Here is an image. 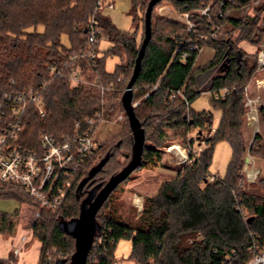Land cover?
<instances>
[{"label": "trees", "instance_id": "1", "mask_svg": "<svg viewBox=\"0 0 264 264\" xmlns=\"http://www.w3.org/2000/svg\"><path fill=\"white\" fill-rule=\"evenodd\" d=\"M149 1L131 0L136 21L140 10H145L144 22ZM170 1L177 11L189 15L195 27L189 31L169 24L174 36L157 38L153 19L155 9L162 2L153 10L152 39L134 85L133 103L138 102L135 113L146 135L140 168L162 158L158 146L166 138V128L182 131L184 143L186 133L191 130H197L200 136L209 135L213 129L212 112L197 113L191 108L203 93L210 92L215 97L228 92L223 99L212 98L214 108L221 112L220 122L206 140L208 147L194 162L174 179L164 182L156 195L145 198L138 225L120 222L113 213L103 215L106 201L97 214L99 229L94 242L99 238L101 242L98 250L89 253L87 264H116V247L124 239L131 241L130 260L134 264H222L234 249L240 251L239 264H246L252 257L250 248L255 241L264 247V196L248 193L242 187L247 154L264 159V136L256 134L248 139L245 130V88L262 70L258 67V54L264 38L260 27L264 3L259 9H252V0H236L225 7L215 0ZM97 3L98 0H0V91L37 86L48 77L49 65L62 64L74 53L85 51V30ZM210 4V18L201 17L200 11ZM219 13L223 14L222 19ZM97 18L103 33L100 42L106 40L113 47L99 56L98 69L92 71L91 78L98 77L103 85L113 83L114 90L102 93L95 87L71 89L66 80H53L44 92L46 116L42 118L34 108L27 112L24 139L28 147H36L42 133L57 139L71 134L75 123L94 116L102 106L105 121H111L110 112L116 109L124 113L121 99L142 42L137 43L138 31H120L101 12ZM211 34L216 36L215 40L210 39ZM64 38L68 44H64ZM241 42L256 51L245 52L239 46ZM194 46L212 48L213 60L197 67L199 53L190 50ZM121 54L125 55L126 63L122 61L114 73H108L106 58L122 57ZM184 54L188 55L186 59ZM121 76L126 82L118 84ZM206 80L208 84L202 86ZM259 116L264 128V107L259 108ZM123 123L125 143L132 150L133 135L126 115ZM114 141L112 146H108L109 142L99 145V158L80 169L57 211L41 208L10 186L0 192V201L15 199L21 206H32L39 212L31 226V234L41 244L38 264H45L48 252L59 255L49 264L70 262L75 240L65 235L58 223L78 217L88 193L95 187L100 190L124 168L116 161L124 142ZM220 142L231 146L232 158L225 179L210 181L214 149ZM12 217L0 214V232L10 233L14 229ZM0 264H9V260L0 258Z\"/></svg>", "mask_w": 264, "mask_h": 264}, {"label": "built area", "instance_id": "2", "mask_svg": "<svg viewBox=\"0 0 264 264\" xmlns=\"http://www.w3.org/2000/svg\"><path fill=\"white\" fill-rule=\"evenodd\" d=\"M236 0H215L220 6H228ZM264 0H252V9H259L263 6ZM104 0H98L94 14L87 26V48L81 53H74L62 64H51L48 66V77L42 80L37 86L26 87L17 91H0V192L7 187H13L21 191L26 196L38 203L41 208L57 211L64 203L68 193L71 191L75 177L80 169L86 167L91 160L98 159L97 151L99 143L96 140V132L99 126L105 121V109L102 106L100 111L94 116L86 118L83 122L74 125L73 132L57 139L52 135L42 133L38 138L36 147L31 148L25 144L27 112L34 108L43 118L46 116L44 108V92L48 85L56 79H64L71 89L75 88H97L102 93L114 90V84H101L98 77L91 78L92 71L98 69L96 64L99 56L100 39L103 36L97 14L101 12ZM113 8L114 4H108ZM212 4L200 11L201 17L210 18ZM186 15L188 30L194 29L195 25ZM222 19L223 14L219 13ZM264 19V13L261 20ZM215 29H218L215 27ZM264 30V29H263ZM210 39H216L211 34ZM207 39L208 37H204ZM191 51H198L199 55L204 50L199 47H191ZM188 57L184 54V59ZM258 67L264 69V38L260 45L258 54ZM126 82L124 76L117 79L118 84ZM257 88L261 87L257 80ZM157 88V87H156ZM155 88V89H156ZM245 106L247 108V119L250 123L259 122V98L249 94V86L245 88ZM183 97L182 92H178ZM228 94L227 91L216 95V100L223 99ZM146 98L148 95L145 96ZM184 98V97H183ZM136 108L138 102L133 103ZM125 116L120 114L114 122H123ZM215 132L213 128L209 133L211 137ZM184 157V163L194 161L201 150ZM247 164L245 163L246 171ZM218 177L209 175L210 181L217 180ZM137 207L142 210V204ZM39 217V212L34 219ZM244 217L246 215L244 214ZM27 242V238L22 239V245ZM101 239L93 243L92 250H98ZM15 247L14 256L19 257L23 247ZM90 251V252H91ZM250 252L251 259L246 264H264V247L255 241ZM239 249H234L228 253L222 264H239ZM52 262L48 257L45 264ZM12 263V262H11Z\"/></svg>", "mask_w": 264, "mask_h": 264}, {"label": "rangeland", "instance_id": "3", "mask_svg": "<svg viewBox=\"0 0 264 264\" xmlns=\"http://www.w3.org/2000/svg\"><path fill=\"white\" fill-rule=\"evenodd\" d=\"M110 3L114 4V8H107ZM169 9H171L179 18H184V14L177 11L170 0L162 2L155 9L153 19L154 32H156L157 38L161 35L174 36L169 24H175L188 30L187 19L184 18L185 21H181L180 19L172 20L167 14ZM131 10V0H104V6L102 7L101 13L102 16L109 18L122 32L134 33L138 31L137 43L140 45L144 37L143 16L145 10H140V18L137 21L135 14ZM260 27L264 29V19H260ZM63 42L64 44H68L66 38L63 39ZM242 44L245 43L241 42L239 43V46H242ZM247 45L249 44L247 43ZM249 46L252 47L251 45ZM112 47L113 44L106 40H102L99 46L100 55L104 56ZM253 51H256L255 48ZM126 60L125 55H122V57L119 55H109L106 58V71L108 73H114L117 67L122 64V61L125 64ZM262 75V70L257 73L255 80L251 83L254 86V88H251V91L255 92L254 90L258 89L256 79L262 78ZM208 82L209 80H206L202 86H205ZM212 98H214L212 93H203L192 104L191 108L197 113L204 111L212 112L213 128L217 129L221 118V112L214 108ZM110 114L111 115L108 119L112 120L111 122H114L120 114H123L124 116L126 115L125 112H120V109H116L115 111L110 112ZM247 123L250 122L246 118L245 130L248 139L256 134L262 135L263 124L260 116L258 123H250V128ZM117 127L119 128V132L105 143L109 142L108 146H112L111 143H113L112 141L114 140L115 143L124 142V146L118 151L116 161L122 167H125L131 159V149L129 143H125L127 141V136L124 131V123L118 122ZM164 132L166 138L164 142L158 146L162 158L160 160H152L150 163L145 164L143 168H139L133 172L130 177L109 197L106 205L107 207L102 210L103 215L113 213L116 219L120 222L134 226L138 225L142 210H140L136 204L139 206L142 204L143 209L145 198L156 195L164 182L174 179L184 167L194 162H183L184 157L187 155L185 150L188 155H191L194 154V151L198 152L201 150L202 152L208 147L206 140L209 138V135L200 136L197 130H191L189 133H186V143H184L185 135L182 131H174L170 128H166ZM231 158V146L227 142L218 143L214 149L213 162L209 169L210 174L220 179H225ZM253 159L255 161V166L247 165L246 171L242 170V187L246 192L262 197L264 196V159L256 157H253ZM36 213L37 210L34 207L28 205L21 206L15 199L0 201V214L13 216L12 219L14 223V229L10 233L8 231L0 232V250L6 246L12 251L14 247L18 246L17 240L21 241L25 236H29V239L24 247V251L30 252L35 250L38 240L29 233H31L32 221ZM131 253V241L125 239L121 240L116 247V264H134L130 260ZM46 256L47 258H52V260L59 257L57 252L56 255H52V253L49 254L48 252L46 253Z\"/></svg>", "mask_w": 264, "mask_h": 264}, {"label": "water", "instance_id": "4", "mask_svg": "<svg viewBox=\"0 0 264 264\" xmlns=\"http://www.w3.org/2000/svg\"><path fill=\"white\" fill-rule=\"evenodd\" d=\"M162 1L163 0H150L148 3L144 18V38L135 61L132 77L121 99L122 107L133 135L131 159L129 163L119 173L112 176L100 190H98V187H95L88 193L87 197L80 205L78 217L71 220L59 221V229L65 235L75 240V252L72 254L68 264H87L88 255L99 229L97 224L98 212L102 209L111 194L142 165L146 135L142 124L136 116L135 107L133 106L134 85L139 78L146 49L152 39V13L155 7ZM177 1L183 2L191 0ZM85 33H87V30H85ZM245 163L250 166H255V161L249 154L245 158ZM249 221H251V219H249ZM56 264H63V262L58 261Z\"/></svg>", "mask_w": 264, "mask_h": 264}, {"label": "crops", "instance_id": "5", "mask_svg": "<svg viewBox=\"0 0 264 264\" xmlns=\"http://www.w3.org/2000/svg\"><path fill=\"white\" fill-rule=\"evenodd\" d=\"M109 8V7H107ZM114 8V7H113ZM112 9V8H109ZM102 11V9H101ZM168 16L172 19V20H184V18L186 19V15L184 14V18H179L171 9H169L168 11ZM187 21V20H186ZM241 48L249 53L252 54L254 53V48L250 47L249 45H247V43L242 44ZM215 56V51L212 48H204V50L202 51V53L199 55V58L197 60V67L198 66H204L206 64H208L209 62H211L213 60ZM263 71V75L261 76L262 78L260 79H256L260 82L261 87L258 88L257 90H254L255 92L251 91V88H254L253 84H250L249 86V94L252 97H258L259 98V106L264 107V69H262ZM258 91V92H257ZM208 93V92H205ZM248 127L250 128V123H247ZM263 129V133L262 135L264 136V128L262 126ZM119 132V128L117 127V123L116 122H103L97 132H96V140L99 143H104L107 140L111 139L115 134H117ZM31 234V233H29ZM27 238V241L29 239V236H25ZM27 243V242H26ZM26 243H24V245H22V240H17V247L21 246L23 247V250L21 252V254L19 255V257H15L13 250L11 251L10 248L4 246L1 250H0V258L2 259H6L9 260V264H38L39 260H40V253H41V244L38 242L37 245L35 246V250L32 251H24V247L26 245ZM12 262V263H11Z\"/></svg>", "mask_w": 264, "mask_h": 264}]
</instances>
